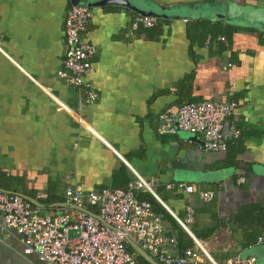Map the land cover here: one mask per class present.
Segmentation results:
<instances>
[{"label":"crops","instance_id":"crops-1","mask_svg":"<svg viewBox=\"0 0 264 264\" xmlns=\"http://www.w3.org/2000/svg\"><path fill=\"white\" fill-rule=\"evenodd\" d=\"M78 4L0 0L3 189L36 198L42 212L56 214L68 187L124 188L117 174L133 181L136 171L177 215L185 216L192 204L197 226L219 227L203 240L217 261L240 256L264 264V246L249 242L264 231V28L223 17L231 5L264 12V0H91L88 39L97 52L88 80L99 95L92 103L84 89L60 77L66 15ZM135 7L178 16L133 30V17L142 14ZM199 23L231 31L228 40L208 43ZM206 99L238 102L232 118L241 134L226 152L206 150L200 133L159 132L162 111ZM180 181L195 192L166 186ZM208 190L216 197L204 201L199 192ZM48 197L49 205L43 202ZM251 206L261 207L256 219L238 220ZM161 220L165 247L178 254L176 233L167 218ZM0 264L46 263L25 255L19 235L0 225Z\"/></svg>","mask_w":264,"mask_h":264},{"label":"built area","instance_id":"built-area-1","mask_svg":"<svg viewBox=\"0 0 264 264\" xmlns=\"http://www.w3.org/2000/svg\"><path fill=\"white\" fill-rule=\"evenodd\" d=\"M91 0H81L67 12L65 20L66 51L64 69L60 77L75 87L84 89L86 102H95L99 95L88 80L92 73L93 58L97 47L88 39L89 25L94 16ZM158 17L137 14L132 19V29L141 26L154 27ZM219 40L226 42L224 37ZM211 37L208 38L210 43ZM236 100L206 99L186 101L178 109L167 108L159 114V132L176 134L179 131L200 133L204 148L213 152H226L230 140L241 134L232 118L236 114ZM69 108V107H68ZM229 122L228 134L225 127ZM136 178L125 188H103L84 190L81 187L66 189V202L78 208H61L59 213L47 214L41 207L18 193L0 190V225L4 230H14L24 246L25 255H36L46 264H137V252L129 250V239L138 244L149 255L162 264H222L208 249L207 243L199 239L191 229L196 219V208L189 204L185 216L177 215L159 196L155 184L135 171ZM244 178L241 177L240 181ZM169 189L193 193L196 188L186 182H170ZM146 191L168 208V211L193 238L195 246L183 253L173 254L165 247L161 217L152 208V203L140 200L137 192ZM204 201L216 197L212 190L200 191ZM46 198V194L41 195ZM97 206L102 220L79 208ZM79 234L70 237L69 231ZM255 244L264 246V233ZM227 264H256V259L237 256Z\"/></svg>","mask_w":264,"mask_h":264},{"label":"trees","instance_id":"trees-1","mask_svg":"<svg viewBox=\"0 0 264 264\" xmlns=\"http://www.w3.org/2000/svg\"><path fill=\"white\" fill-rule=\"evenodd\" d=\"M140 28L148 29V28H145L143 26H141ZM196 29L199 30L201 33H203L206 37H208V36L211 37V40L219 38L222 36L227 41L229 34L231 33V31H229L227 29L223 30L220 26H210L208 24H202V23L197 24ZM188 101H192V100H188ZM115 179L116 180H123L120 187H124V188L130 183V181H132V179H130V177L124 176L122 173L117 174ZM5 186H6L5 182H0V189H3ZM137 196L140 200L150 201L152 203L153 211L158 216H160L161 219H162V217H164L170 221V223L173 227V230L176 233L175 239L177 242V249H178L179 253H183L186 249L195 246V242H194L193 238L189 235V233L181 225H179L177 223V221L174 219V217L171 215V213L152 194H150L149 192H146V191H139V192H137ZM51 200L52 199L50 197H48L43 202L45 204L49 205L53 202ZM88 208L92 212L99 214V209L97 206L90 205V206H88ZM258 208H261V207L251 206V207L245 208L243 210L242 214H240V216H238V220L241 218L244 219V221H242L243 223L247 222V221L248 222L254 221L256 219L254 214H255V212L258 211ZM259 211H260V209H259ZM245 219H246V221H245ZM218 228H219L218 226H214V225L213 226H206V227L197 226L195 223H193L191 225L192 231L201 240L209 239L218 230ZM262 233H264V231L257 234L256 237L250 238L249 242H255L257 237L259 235H261ZM129 250L132 252L135 251L132 246H129ZM137 264H150V263L143 256L138 255L137 256Z\"/></svg>","mask_w":264,"mask_h":264},{"label":"water","instance_id":"water-1","mask_svg":"<svg viewBox=\"0 0 264 264\" xmlns=\"http://www.w3.org/2000/svg\"><path fill=\"white\" fill-rule=\"evenodd\" d=\"M135 8L139 12H141L143 15H153V16H157V17H175V16H178L176 13L171 12L170 10H166L164 8H161V9L151 8L150 10H143L139 7H135ZM223 17L228 19V20H233V21L241 22V23L248 24L251 26H257V27L264 28V12L261 10L253 9L251 7L231 5L228 9L227 14ZM0 190L5 191V192H9V193H16V192H13L10 190H4V189H0ZM18 194L22 195L25 199L34 203L36 206H40V207L43 206V204L36 198H32V197L25 195V194H22V193H18ZM59 205L63 206V207H69L72 209L78 208L76 205L70 204L67 202L59 203ZM79 209L86 212L87 214L93 215L96 218L102 220V218L99 214L92 212L88 208H84V207L82 208L81 207ZM78 234H79V231H77V230H70L69 231L70 237H75ZM129 243L141 256H143L151 264H162L158 260H156L154 257L149 255L144 249H142L138 244H136L131 239H129Z\"/></svg>","mask_w":264,"mask_h":264}]
</instances>
